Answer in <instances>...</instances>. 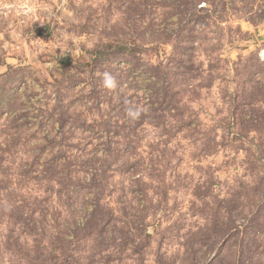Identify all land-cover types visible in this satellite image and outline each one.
<instances>
[{
	"label": "rangeland",
	"instance_id": "1",
	"mask_svg": "<svg viewBox=\"0 0 264 264\" xmlns=\"http://www.w3.org/2000/svg\"><path fill=\"white\" fill-rule=\"evenodd\" d=\"M261 51L264 0H0V264H264Z\"/></svg>",
	"mask_w": 264,
	"mask_h": 264
},
{
	"label": "clouds",
	"instance_id": "2",
	"mask_svg": "<svg viewBox=\"0 0 264 264\" xmlns=\"http://www.w3.org/2000/svg\"><path fill=\"white\" fill-rule=\"evenodd\" d=\"M261 59H264V51L260 53ZM102 77V84L107 89H113L116 86L115 78L107 71L98 73ZM142 109L140 107L129 108L127 115L133 120L139 119Z\"/></svg>",
	"mask_w": 264,
	"mask_h": 264
}]
</instances>
